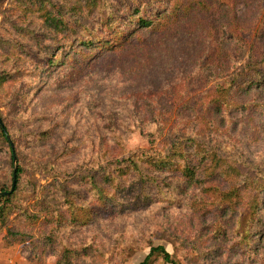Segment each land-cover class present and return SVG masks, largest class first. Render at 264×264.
Returning <instances> with one entry per match:
<instances>
[{
    "label": "trees",
    "instance_id": "obj_1",
    "mask_svg": "<svg viewBox=\"0 0 264 264\" xmlns=\"http://www.w3.org/2000/svg\"><path fill=\"white\" fill-rule=\"evenodd\" d=\"M14 5L7 14L0 8L4 15L0 50L23 56L31 67L0 70V86L25 70L37 76L40 68L53 71L71 61L72 73L67 76L73 77L103 57H138L153 46L151 37L188 31L193 20L206 22L212 8L207 0H16ZM261 9L264 14V5ZM17 10L21 13L16 15ZM21 16L39 24H24ZM242 50L243 61L233 70L222 65L226 48L216 45L194 73L148 104L149 123L145 127L141 118L140 123L149 147L127 152L123 135L101 137L99 153L86 158L85 164L66 166L64 155L37 164L52 176L46 185L23 180L26 167L18 163L11 188L0 187V192H9L16 179L14 190L0 195V223L7 227L8 244L25 243L36 264L45 263L50 254L57 256V264H75L88 247L73 248L61 240L68 230L152 204L187 200L193 210L213 213L218 233L236 220L233 246L253 258L263 254L264 262V253H259L263 240L254 241L264 236V225H256L264 218V164L192 132L194 124L215 127L217 116L246 106L244 92L264 87V47L249 45ZM0 118V150H8L15 163L19 156L11 131L1 112ZM52 133L41 131L38 136ZM211 251L201 255L211 256ZM161 263L182 264L162 245L152 247L139 264Z\"/></svg>",
    "mask_w": 264,
    "mask_h": 264
},
{
    "label": "rangeland",
    "instance_id": "obj_2",
    "mask_svg": "<svg viewBox=\"0 0 264 264\" xmlns=\"http://www.w3.org/2000/svg\"><path fill=\"white\" fill-rule=\"evenodd\" d=\"M207 1L212 8L206 22L199 24L193 20L188 31L151 37L153 46L138 57L116 54L103 57L83 72L73 73V77L67 76V72L72 73L71 61L53 71L40 68L37 76L25 70L19 78L1 85L0 112L10 128L19 160L12 163L8 150H0V187L11 188L13 170L18 163L26 167L23 180L33 179L46 185L52 176L47 170L37 168V164L60 155L66 158V166L85 164L86 158L88 161L99 153L101 137L112 139L116 134L123 135L127 152L149 147V138L141 131L140 123V118L145 127L149 123L148 104L174 82L194 73L206 53L216 49V45L224 46L228 53L222 65L235 70L243 61L241 47H264L261 11L264 0ZM15 2L0 0L4 14ZM16 12V15L21 13ZM233 16L235 22L231 20ZM92 19H87L88 24H92ZM3 20L4 15L0 14V31ZM21 20L24 24L31 21L33 26L39 24L35 18L21 16ZM29 61L17 53L0 50V70L17 72L24 65L31 67ZM242 97L244 108L217 116L213 128L209 123L194 124L192 132L243 158L264 164V87L250 89ZM46 130L53 133L38 136ZM29 199L33 201L32 196ZM15 216L11 217L9 226ZM263 221L264 218L256 225L263 226ZM236 224V220H231L228 230L218 233L220 225L210 210L195 211L183 200L180 204L156 203L98 218L83 228L68 230L61 240L73 248L88 247V252H82L75 264H139L158 245L164 246L182 264H264L263 254L253 258L242 253L239 246H233ZM259 239L263 240L259 253H264V236L254 241ZM25 245H9L7 227L0 223V264H36ZM208 249H212L213 255H201ZM57 260L56 255L50 254L40 264H57Z\"/></svg>",
    "mask_w": 264,
    "mask_h": 264
},
{
    "label": "water",
    "instance_id": "obj_3",
    "mask_svg": "<svg viewBox=\"0 0 264 264\" xmlns=\"http://www.w3.org/2000/svg\"><path fill=\"white\" fill-rule=\"evenodd\" d=\"M12 145H13V143H12ZM15 171H16V168H15ZM15 178H16V174H15ZM15 184H16V179L14 180L12 189L9 192L8 191L0 192V195H6V194L12 192L14 190V188H15Z\"/></svg>",
    "mask_w": 264,
    "mask_h": 264
}]
</instances>
